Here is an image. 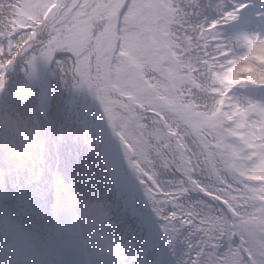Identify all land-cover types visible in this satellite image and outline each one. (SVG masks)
<instances>
[{
    "label": "snow or ice",
    "instance_id": "snow-or-ice-1",
    "mask_svg": "<svg viewBox=\"0 0 264 264\" xmlns=\"http://www.w3.org/2000/svg\"><path fill=\"white\" fill-rule=\"evenodd\" d=\"M0 264H264V0H0Z\"/></svg>",
    "mask_w": 264,
    "mask_h": 264
}]
</instances>
